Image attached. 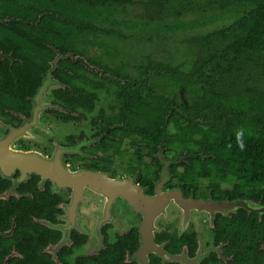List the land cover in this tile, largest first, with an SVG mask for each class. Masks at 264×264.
Segmentation results:
<instances>
[{
    "label": "flooded vegetation",
    "instance_id": "obj_1",
    "mask_svg": "<svg viewBox=\"0 0 264 264\" xmlns=\"http://www.w3.org/2000/svg\"><path fill=\"white\" fill-rule=\"evenodd\" d=\"M202 1L170 0L151 20L165 29H144L134 22H146V0H78L79 11L85 3L97 13L87 38L98 45L69 35L57 47L40 33L41 16L56 9L49 0H0V264H264V214L211 205L264 203V184L201 173L225 166L194 141L221 73L199 38L215 47L235 20ZM132 7L138 20L118 16ZM139 32L177 41L182 54L125 51L142 42ZM61 62L64 79L55 75ZM218 113L226 120L225 108ZM178 128L189 130L187 145Z\"/></svg>",
    "mask_w": 264,
    "mask_h": 264
},
{
    "label": "trees",
    "instance_id": "obj_2",
    "mask_svg": "<svg viewBox=\"0 0 264 264\" xmlns=\"http://www.w3.org/2000/svg\"><path fill=\"white\" fill-rule=\"evenodd\" d=\"M49 1L50 5L56 9L49 16L46 14L41 16L46 23L40 33L46 42L51 41V45L60 47L61 39L70 35L72 37L82 36V41L86 44H97L93 39L87 38L94 36L92 30L95 29L91 26V20L94 14H97L93 12L94 9L89 10L83 3L84 8L79 11L78 0L76 3L71 2L72 7L78 8L75 10L65 9L64 5L60 6L62 3L60 0ZM138 1L145 2V0ZM193 1L203 5L202 0ZM245 3L252 4L254 7L249 10ZM146 4L147 9L143 14L147 19L146 22H134L135 25L144 29L148 28L145 25L155 26L157 29L164 28L167 23L160 24L157 21L151 22V20L160 18L162 10L169 6L170 0H146ZM209 6L211 8L222 7L223 16L227 19L235 18V20L228 25L229 36L222 38L221 43L216 42L215 47H212L213 42H210L208 37L199 38L202 45L201 52L207 55L210 64H215L221 69V73L219 81L212 84L216 85V88L210 93L211 100L207 113L205 112L207 124L199 127L201 137L194 138V141L208 149L211 159L212 155L216 156L212 159L214 163L225 166L224 171L219 169L213 171L211 168L201 173L205 175L207 173L223 174L228 171L232 174L230 177L236 176L243 184L257 180L260 185H263L264 181L260 180L264 178V0H209ZM84 9L91 16L88 13H82ZM184 27L185 23L176 22L172 30L180 32ZM66 44L75 50L77 42L68 40ZM51 54L53 57V52ZM72 64L71 68H75ZM58 66L55 75L66 78L68 74L61 71L64 64L61 62ZM45 68L47 69L46 64L42 65L40 71L37 72L30 93L35 91L37 75ZM216 107L218 110H215ZM224 108L223 115L226 120H223L218 113ZM244 115H247L246 118L254 119L249 123L240 120L239 118ZM175 121L180 126L181 121L178 117ZM242 123L244 126L240 128ZM178 133H183L185 136H180L177 142L187 145L189 137L186 135L189 130L178 128ZM259 192H264V188H261Z\"/></svg>",
    "mask_w": 264,
    "mask_h": 264
},
{
    "label": "rangeland",
    "instance_id": "obj_3",
    "mask_svg": "<svg viewBox=\"0 0 264 264\" xmlns=\"http://www.w3.org/2000/svg\"><path fill=\"white\" fill-rule=\"evenodd\" d=\"M139 13L140 11L129 8L126 12H121L118 14L120 18L130 19V20H138L139 19ZM103 24L107 25V22H104ZM129 28H119L120 32H123L124 34H129ZM130 35L133 36V33L130 32ZM138 39H140L142 42L137 41L138 43L134 46H126L124 49L125 51H132L136 46L139 48V44L142 48H145L146 51H159L161 49V53L166 56H173L177 54H182V50L177 46L178 42H172L171 38H165L163 39L162 36L158 35L155 32H150L148 34L141 33L137 34ZM156 36V38L154 37ZM162 40V43L160 42ZM111 42L116 46L117 49H122L123 47V40L122 39H114ZM109 42V43H111ZM257 181V180H256ZM260 181H264V178H262Z\"/></svg>",
    "mask_w": 264,
    "mask_h": 264
},
{
    "label": "water",
    "instance_id": "obj_4",
    "mask_svg": "<svg viewBox=\"0 0 264 264\" xmlns=\"http://www.w3.org/2000/svg\"><path fill=\"white\" fill-rule=\"evenodd\" d=\"M56 67H57V61L53 64V67H52L51 71L49 72L48 77L46 78V86H45V88H43L40 91L39 96H42L43 93L45 92V90H46V92L49 90V85L52 83L51 74L55 70ZM62 168H59V170L57 172L58 175H56V176H58L60 178H62V171H60V169H62ZM54 172H55V170H52L51 171V175ZM65 172L68 175H70V172L68 170L65 171ZM65 172L63 171L64 176L67 175ZM87 174H88L89 177H92L93 178V174L84 173V175H87ZM109 182L110 183H108V185L109 184L111 185L112 182L111 181H109ZM115 182L121 183V184H116V185H122V184H124L123 181H115ZM105 188H108L107 185H106ZM211 203H212L211 205H214L220 211H224V209H229V208H231V209L243 208V209H245L247 211H250V212H256V213H259V214H264V203H262V202H256L254 200L240 199V200H236V201L230 202V203H228V202H218V203H215V204H213V202L211 201ZM195 204H198L200 206V208H205L202 205L207 206L208 203L206 204L203 201H199V202H196Z\"/></svg>",
    "mask_w": 264,
    "mask_h": 264
}]
</instances>
